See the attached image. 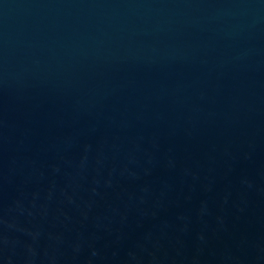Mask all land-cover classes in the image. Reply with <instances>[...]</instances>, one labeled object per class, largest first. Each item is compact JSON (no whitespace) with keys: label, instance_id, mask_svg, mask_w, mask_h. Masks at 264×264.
I'll use <instances>...</instances> for the list:
<instances>
[{"label":"water","instance_id":"water-1","mask_svg":"<svg viewBox=\"0 0 264 264\" xmlns=\"http://www.w3.org/2000/svg\"><path fill=\"white\" fill-rule=\"evenodd\" d=\"M0 264H264V0H0Z\"/></svg>","mask_w":264,"mask_h":264}]
</instances>
